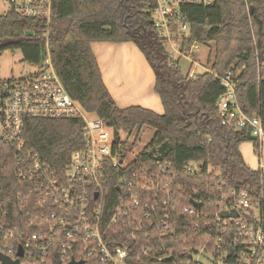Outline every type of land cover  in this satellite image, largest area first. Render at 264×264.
Here are the masks:
<instances>
[{
  "label": "trees",
  "instance_id": "16d2710c",
  "mask_svg": "<svg viewBox=\"0 0 264 264\" xmlns=\"http://www.w3.org/2000/svg\"><path fill=\"white\" fill-rule=\"evenodd\" d=\"M155 6V0H54L48 28L44 19L8 10L0 13V54L19 50L25 62L39 66L45 56L44 34L48 30L54 70L85 111L114 129L112 147L119 145L131 153L128 147L136 145L140 130L147 127L153 131L127 167L111 170L108 197L116 202L120 179L131 171L167 166L168 172L176 175V184L182 186L178 193L181 205H190L192 198L201 200L210 226L197 230L182 222L177 235L166 241L171 257L162 261L137 258L134 264H190L185 248L212 246L217 186L223 183L226 189L247 191L264 200V182L261 189L258 172L245 163L239 150L244 135L221 123L216 109V100L223 93L219 80L205 70L192 76L181 73L152 25ZM180 10L191 25L181 51L188 53L192 45L211 43L208 68L218 75L234 73L240 81V106L264 122V73L258 81L256 62L258 55L264 71L260 54L264 51V0H183ZM95 42H132L140 49L154 73V91L163 113L138 105H116L102 80L91 47ZM83 126L78 117L26 118L21 135L23 150L38 154L52 170H63L73 151L84 146ZM119 131L136 133L131 145L128 138L119 139ZM0 151V162H4L0 165V205L20 220L24 217L23 198L17 194L24 190V183L16 176V154L9 144L0 143ZM192 161L200 164L196 174L185 170ZM52 264L58 263L54 260Z\"/></svg>",
  "mask_w": 264,
  "mask_h": 264
},
{
  "label": "built area",
  "instance_id": "2783aa9c",
  "mask_svg": "<svg viewBox=\"0 0 264 264\" xmlns=\"http://www.w3.org/2000/svg\"><path fill=\"white\" fill-rule=\"evenodd\" d=\"M53 1L0 0V13L13 10L28 18L44 19L48 28ZM155 1L152 25L177 66L179 57H188L195 46L188 53L181 51L191 27L180 10L183 0ZM44 36L46 52L39 66L17 78H0V143L13 147L18 165L16 176L24 183V190L17 194L23 198L24 217L19 220L5 205H0V252L13 260L19 258V264H52L54 260L67 264L72 259L82 264H134L137 258L162 261L171 257L166 241L177 235L182 222L197 230L210 226L205 220L208 214L201 210L203 202L192 198L200 203L199 207L192 202L181 205L178 193L182 186L176 184V175L168 172L167 166L154 171H131L120 179L116 202L109 200L110 172L129 165L124 161L130 151L119 145L112 147L114 129L85 111L67 92L51 62L48 30ZM256 62L259 81L264 71L259 67L258 55ZM203 69L223 87L216 100L221 123L245 138L247 132L254 137L255 170L262 189L264 122L258 114L250 115L240 106V81L234 73L218 75L209 68ZM29 117L83 120L84 146L73 151L63 170H52L38 154L23 150L21 135ZM119 139L123 140L120 135ZM199 165L189 162L185 170L196 174ZM224 186L219 184L215 191L212 246L187 247L183 252L190 264H200L199 255L211 259L212 264H264L263 197ZM19 246L21 257L17 256Z\"/></svg>",
  "mask_w": 264,
  "mask_h": 264
},
{
  "label": "rangeland",
  "instance_id": "374dc122",
  "mask_svg": "<svg viewBox=\"0 0 264 264\" xmlns=\"http://www.w3.org/2000/svg\"><path fill=\"white\" fill-rule=\"evenodd\" d=\"M3 9L5 8H2V10ZM125 45L126 47H130L132 50L130 61L126 60V64H130L132 67V84L134 85V87H137L138 90L142 89L144 85H147V91H150L154 83V75L151 68H149L150 66L147 63L145 56L134 43L129 42L125 43ZM92 49L94 50V52L97 50L96 46H94ZM211 52V43L209 44V46L195 45L190 50V53L187 54L188 57H186V55L179 57L178 64L181 73L191 74L203 72V68L209 67L207 59L209 53ZM172 56L177 57V54L175 52H172ZM142 63H144L145 67H147L150 71L148 74V78L145 74L144 66ZM33 68L34 66L28 64L22 59V55L19 50H6L0 54V78H17L24 75L26 72L33 70ZM152 95L156 98H159L156 93L154 94V92L152 93ZM119 135L123 140L128 138V142L131 145L136 136V133L133 132L131 135H128V133L126 132L119 131ZM152 135L153 131L150 128L144 127L140 130L136 140V145L134 147H128L132 148V152L127 155L124 164L131 162L135 158L137 153L144 147V145H146ZM239 150L243 156L245 163L251 169H257V157L253 140H249L247 138L244 139L239 145ZM197 259L200 264H212L211 259L205 256L199 255L197 256Z\"/></svg>",
  "mask_w": 264,
  "mask_h": 264
},
{
  "label": "crops",
  "instance_id": "0c3cea01",
  "mask_svg": "<svg viewBox=\"0 0 264 264\" xmlns=\"http://www.w3.org/2000/svg\"><path fill=\"white\" fill-rule=\"evenodd\" d=\"M125 43L129 42H95L91 45L92 48L94 46L97 48L95 52L92 50L97 59L106 88L118 107L139 105L156 113H162L163 106L160 98L152 95L153 92L155 94L154 83L150 91H147V85L138 90L132 84V67L130 64H126V60L130 61L131 59L132 50L130 47H126ZM142 64L148 78L150 71L145 67L144 63Z\"/></svg>",
  "mask_w": 264,
  "mask_h": 264
},
{
  "label": "water",
  "instance_id": "95a60500",
  "mask_svg": "<svg viewBox=\"0 0 264 264\" xmlns=\"http://www.w3.org/2000/svg\"><path fill=\"white\" fill-rule=\"evenodd\" d=\"M251 11H252V8H251ZM260 54H261V59L264 60V51H261ZM246 138L249 139V140H253L254 139V137L251 136L249 132H247ZM192 203L196 207H199L200 206V203H197L195 201H192ZM22 255H23L22 247L19 246L18 247V251H17V256L18 257H21ZM168 260H170V258ZM0 261L3 264H19V258H16V259L13 260L10 257L2 254L1 252H0ZM67 264H82V261H76V260L72 259Z\"/></svg>",
  "mask_w": 264,
  "mask_h": 264
}]
</instances>
